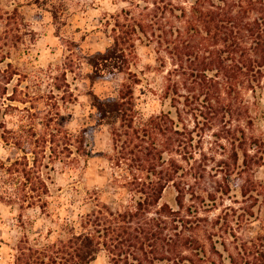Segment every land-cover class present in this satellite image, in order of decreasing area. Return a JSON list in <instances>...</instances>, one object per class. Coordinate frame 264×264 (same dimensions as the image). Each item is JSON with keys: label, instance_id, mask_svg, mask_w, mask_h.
Instances as JSON below:
<instances>
[{"label": "trees", "instance_id": "trees-1", "mask_svg": "<svg viewBox=\"0 0 264 264\" xmlns=\"http://www.w3.org/2000/svg\"><path fill=\"white\" fill-rule=\"evenodd\" d=\"M45 1V9L53 19L65 24L66 0ZM128 1L143 8L140 18L125 10L127 20H117L111 29L112 44L86 57L90 67L86 77L95 83L112 81L125 73L130 82L122 83L115 95L104 98L91 92L95 125L66 134L64 139L68 142L62 141L66 146L58 150V154H64V150L74 154L68 161L61 158L64 167L82 170V162L93 155L87 130L107 124L114 141V153L109 160L113 166L123 164L127 169L123 180L115 178L112 185L119 196L108 204L99 200L98 193H91L88 199L94 200V207L79 214L78 220L62 218L58 232L39 231L33 238L24 234L12 247L11 264H94L101 253L107 254L111 264H264V234L250 239L237 234L254 212L224 204L226 197L232 202L234 197L228 175L225 173L222 181L214 180V185L206 181L217 175L211 173L215 164L209 167V162L224 160L217 162L200 147L203 130L213 128L217 121L226 129L239 120L236 104L243 101L244 90L254 99L262 95L264 0ZM138 40L156 43L175 59L163 93L182 103L183 108H177V113L191 115L192 128L174 120L170 125L164 117L167 114L137 120L135 85L140 79L131 72L129 56ZM8 65L12 67L11 63ZM74 68L69 57L63 73L51 76L56 82L52 84L50 100L56 94L59 96L53 104L43 96H33L36 91L31 90L34 87L30 84L20 90V96H16L18 86L13 85L12 93L6 96L10 102L0 100V114L5 118L13 111L11 117H15L10 120L15 125L11 128L6 120H1V138L21 153L2 167L1 201L17 204L20 209L37 206L51 216L50 157L46 150L53 139L39 138L31 130L39 126L40 130L63 129L59 103L73 95L66 89V72H74ZM5 90L0 84V94ZM226 102L228 113L222 110ZM47 134L54 136L53 131ZM158 134L167 137L164 149L156 144ZM213 135L217 142L227 143L228 146H221L231 150L228 160L236 165L232 171L237 170L236 175L244 178L238 186L242 202L255 196L257 201L262 197L264 203V186L252 184L245 177L254 167L264 165V143L250 137L246 130ZM165 152L170 154L167 161ZM169 188L175 193L172 204L164 200ZM124 194L128 196L126 200ZM216 210L220 212L211 215ZM19 221L24 227L23 220ZM202 228L209 232L208 242H201L192 234Z\"/></svg>", "mask_w": 264, "mask_h": 264}, {"label": "rangeland", "instance_id": "rangeland-1", "mask_svg": "<svg viewBox=\"0 0 264 264\" xmlns=\"http://www.w3.org/2000/svg\"><path fill=\"white\" fill-rule=\"evenodd\" d=\"M45 0H0V84L7 90L0 94V100L9 103L6 99L12 93V86L16 85L20 96V90H25L27 84L34 87L37 94L43 96L46 102L53 104L56 97L50 100L52 84L51 76H60L63 73L65 63L68 58L73 59L74 72L67 70L66 78L68 87L73 94L71 99L60 101V122L62 130H31L36 136L52 138V142L47 143V155L50 157L49 163V185L50 196L48 197V210L51 216L41 212L39 207L20 209L17 204H9L0 200V264H11L12 247L24 235L35 237L39 231L46 232L49 229L58 232L61 219L70 217L78 220L79 214L88 212L94 207V200L88 199L91 193H98L99 200L108 204L119 196L112 185H115V178L123 180L127 175L126 166L118 167L112 165L109 160L114 153V141L107 124L87 130V140L91 144L93 155L88 157L82 170H73L64 167L61 158L68 161L74 156L64 150V154L59 153L61 142H68L64 139L67 134H75L76 131L95 125V109L93 108V96L91 92L106 97L115 95V90L122 83L130 82L128 75L120 73L112 81L90 82L86 77L90 67L86 64V57L96 52L104 51L112 42L111 29L114 23L119 20L125 22V10L132 12L134 18H140L143 8L131 4L128 0H66L65 24L55 21L43 4ZM131 72L136 73L140 82L135 85L136 114L137 120L148 119L150 116L167 114L164 117L171 125L172 120L181 126L187 124L193 127L191 115L183 113L179 116L177 108H183L182 103L173 101L171 97H165L163 90L168 81V70L173 68L175 59L160 50L156 43H146L138 40L136 49L129 56ZM11 63L12 67L8 65ZM12 71L16 74L12 75ZM64 89H61L63 94ZM181 90H183L181 88ZM184 92V91H183ZM57 93V91H56ZM50 94V95H49ZM67 94V93H66ZM244 97L237 105V112L240 113L233 121V126L225 129L223 123L216 122L211 129L203 130V142L200 147L217 159V162H209V167L215 164V169L211 173H217L214 177H208L207 183L214 180L222 181L223 175H228V181L232 186V199L225 198L224 204H231L235 208L244 207L254 212V216L244 223L237 230L240 238L250 239L258 234H264V203L257 201L256 197L248 198L242 202L241 186L244 178L237 174L236 165L231 163L229 154L231 150L225 141H216L213 134L235 132L236 130H246L252 138H257L264 143V87L262 95L254 99L247 90L242 92ZM47 96L49 98H47ZM20 98V97H19ZM44 99H40L42 101ZM183 100V99H182ZM23 107V104L15 103ZM42 107V105H39ZM224 112H229L227 102L222 106ZM234 109V108H233ZM9 111L5 118L0 114L1 120H6L7 127H15L10 122L12 119ZM3 127L0 126V177L3 174V166H8L11 161L21 156V153L12 145L7 144L2 138ZM20 131V130H17ZM26 132V130H23ZM53 131L54 136H45L46 132ZM66 136V138H68ZM156 144L162 149L167 147V137L156 135ZM221 143L225 145L221 146ZM220 144V145H219ZM68 145V144H67ZM70 148H74L69 145ZM165 161L170 157L169 152L164 153ZM181 160L179 155H175ZM199 158V155H196ZM185 164V163H184ZM166 166V165H165ZM214 177V178H213ZM245 177L252 180V184L264 186V165L256 166ZM205 181V183H206ZM224 186V184H222ZM164 200L173 203L175 193L169 188L164 193ZM256 195V192H254ZM124 194V199H127ZM238 200L239 202H234ZM115 206V205H112ZM253 206V207H250ZM214 211L211 215L219 213ZM24 222V227L20 223ZM201 242L206 240L209 232L204 228L192 233ZM94 264H111L106 253H101Z\"/></svg>", "mask_w": 264, "mask_h": 264}]
</instances>
